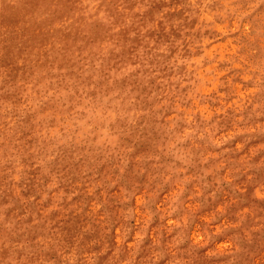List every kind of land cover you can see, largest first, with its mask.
Returning a JSON list of instances; mask_svg holds the SVG:
<instances>
[{
  "label": "clouds",
  "instance_id": "9594fccd",
  "mask_svg": "<svg viewBox=\"0 0 264 264\" xmlns=\"http://www.w3.org/2000/svg\"><path fill=\"white\" fill-rule=\"evenodd\" d=\"M148 11L147 0L133 9L140 15ZM169 11L183 15L169 24ZM106 16L102 0H80L78 10L54 27L63 30ZM161 21L165 31L176 29L179 36L163 43L146 37L134 49L129 44L126 54L115 43L101 51L81 40L71 47L83 71L79 80L57 64L24 83L18 103L0 107V191L9 194L0 203V264H99L100 257L59 232L65 205L82 192L91 197L85 207L94 208L99 218L104 206L96 195L110 184L124 193L122 204L143 205L154 198L157 209H170L167 222L174 224L179 203L189 207L202 196L207 177L222 173L231 183L237 162L251 173L249 153L264 143L257 135L264 134V0H181L142 34ZM64 47L62 41L48 45ZM3 79L0 75V84ZM145 133L158 142L136 160L141 150L133 135ZM137 164L152 187L118 188ZM76 169L80 175L68 188L64 174ZM33 182L43 185L41 193L25 196V185ZM17 201L30 206L21 212ZM119 233L114 226L112 235Z\"/></svg>",
  "mask_w": 264,
  "mask_h": 264
},
{
  "label": "rangeland",
  "instance_id": "374dc122",
  "mask_svg": "<svg viewBox=\"0 0 264 264\" xmlns=\"http://www.w3.org/2000/svg\"><path fill=\"white\" fill-rule=\"evenodd\" d=\"M180 2L147 0L149 11L140 15L133 9L145 0H102V6L107 9L104 19L59 30L54 25L64 23L77 11L80 0H0V75L4 77L0 84V107L18 103L23 84L40 79L44 71H50L57 64L67 70L69 78L79 80L83 71L71 47L81 40L101 51L104 45L115 43L126 54L129 44L134 49L146 37L159 43L169 41L173 35L178 37L176 29L165 31L163 21L154 31L142 34L141 30L154 24L165 8L172 9ZM182 15V12L169 11L165 19L171 24ZM116 25L122 27L119 33L112 31ZM133 31L137 34L135 39L129 35ZM54 41L64 42L65 47L48 49ZM46 50L52 54L48 55ZM112 59L117 60L114 52ZM257 135L264 140V134ZM133 139L139 141L134 146L141 150L136 160H142L158 142L154 134L147 133L134 134ZM249 156L253 157L250 174L245 171L246 165L237 162L230 171L231 183L224 182L222 173L207 177L209 187L203 190L202 196L191 201L189 207L179 203L174 224L167 222L170 209H157L154 198L143 205L136 201L122 204L124 193L105 184L103 195H96L104 206L103 218L97 216L94 208L88 211L85 206L91 197L82 192L70 206L65 205L58 221L59 232L69 243L100 257L99 264H264V143L253 145ZM56 167L63 171L60 164ZM139 168L137 164L136 171L130 169L118 188L122 186L128 191L151 188V178L140 175ZM78 175L79 169L66 172L65 186L72 188V181ZM3 184L0 177V188ZM42 189V184L27 183L24 194L39 195ZM213 189L215 194L209 195ZM188 190H193L192 185ZM8 195L7 191H0V203ZM29 206L30 203L22 205L17 201L21 212ZM129 208L131 212L127 211ZM116 225L120 228L118 237L112 235ZM95 249H102L108 255L101 256Z\"/></svg>",
  "mask_w": 264,
  "mask_h": 264
}]
</instances>
